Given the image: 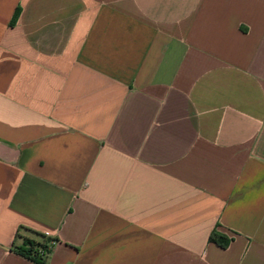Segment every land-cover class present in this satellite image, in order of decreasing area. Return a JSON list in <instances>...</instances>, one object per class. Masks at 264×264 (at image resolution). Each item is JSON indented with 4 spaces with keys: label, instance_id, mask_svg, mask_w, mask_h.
Returning <instances> with one entry per match:
<instances>
[{
    "label": "crops",
    "instance_id": "0c3cea01",
    "mask_svg": "<svg viewBox=\"0 0 264 264\" xmlns=\"http://www.w3.org/2000/svg\"><path fill=\"white\" fill-rule=\"evenodd\" d=\"M18 225L48 264H264V0H0V264Z\"/></svg>",
    "mask_w": 264,
    "mask_h": 264
},
{
    "label": "trees",
    "instance_id": "16d2710c",
    "mask_svg": "<svg viewBox=\"0 0 264 264\" xmlns=\"http://www.w3.org/2000/svg\"><path fill=\"white\" fill-rule=\"evenodd\" d=\"M16 12L13 13L12 20L15 19ZM208 240L222 247L228 243V239L215 230L211 231ZM56 242L57 239L53 236L24 225H18L9 250L20 257L35 262V264H48V258Z\"/></svg>",
    "mask_w": 264,
    "mask_h": 264
}]
</instances>
